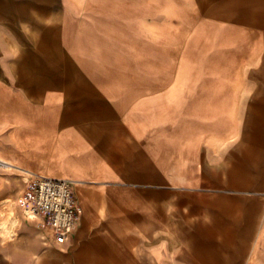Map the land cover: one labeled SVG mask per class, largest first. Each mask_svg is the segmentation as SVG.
<instances>
[{
    "label": "crops",
    "instance_id": "0c3cea01",
    "mask_svg": "<svg viewBox=\"0 0 264 264\" xmlns=\"http://www.w3.org/2000/svg\"><path fill=\"white\" fill-rule=\"evenodd\" d=\"M32 176L79 220L1 264H264V0H0V204Z\"/></svg>",
    "mask_w": 264,
    "mask_h": 264
},
{
    "label": "built area",
    "instance_id": "2783aa9c",
    "mask_svg": "<svg viewBox=\"0 0 264 264\" xmlns=\"http://www.w3.org/2000/svg\"><path fill=\"white\" fill-rule=\"evenodd\" d=\"M22 210L28 219L37 220L45 235L62 243L79 220V206L72 182L46 176L24 180Z\"/></svg>",
    "mask_w": 264,
    "mask_h": 264
},
{
    "label": "rangeland",
    "instance_id": "374dc122",
    "mask_svg": "<svg viewBox=\"0 0 264 264\" xmlns=\"http://www.w3.org/2000/svg\"><path fill=\"white\" fill-rule=\"evenodd\" d=\"M28 178L25 177V180ZM22 184L21 186H23ZM23 192V189H22ZM22 194L21 197L17 200L15 198H9L5 200L3 203L0 204V235L6 237L14 236L17 222L18 221V213L24 218L28 217L25 215L24 211L22 210ZM47 238V236H45ZM1 264V263H0Z\"/></svg>",
    "mask_w": 264,
    "mask_h": 264
},
{
    "label": "bare ground",
    "instance_id": "6f19581e",
    "mask_svg": "<svg viewBox=\"0 0 264 264\" xmlns=\"http://www.w3.org/2000/svg\"><path fill=\"white\" fill-rule=\"evenodd\" d=\"M223 42H225V41H227V40H222ZM230 41V40H229ZM228 41V42H229ZM222 43V42H221ZM217 59H218V61L219 62H223V61H225V60H223L224 59V54L223 53H218L217 54ZM234 61H235V59H234ZM233 61V62H234ZM233 77L234 78H239L240 77V72L237 70V69H234L233 70ZM21 194H22V189L19 191V193L17 194V199L18 198H20L21 197ZM29 220H32V219H29ZM33 221V220H32ZM16 222H18V221H16Z\"/></svg>",
    "mask_w": 264,
    "mask_h": 264
}]
</instances>
